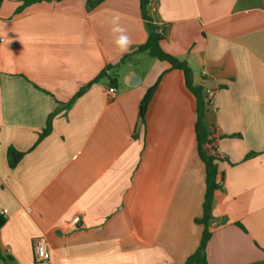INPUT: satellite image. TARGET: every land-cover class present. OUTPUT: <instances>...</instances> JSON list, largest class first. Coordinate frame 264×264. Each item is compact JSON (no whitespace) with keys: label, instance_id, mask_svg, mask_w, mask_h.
<instances>
[{"label":"crops","instance_id":"0c3cea01","mask_svg":"<svg viewBox=\"0 0 264 264\" xmlns=\"http://www.w3.org/2000/svg\"><path fill=\"white\" fill-rule=\"evenodd\" d=\"M25 1L0 0V264H185L205 230L206 168L183 71L133 53L113 72L116 96L104 78L64 107L146 43L141 0ZM148 12L162 49L215 92L205 122L222 160L208 263L264 264V0H151ZM115 16L131 38L123 53ZM10 149L24 154L14 168ZM40 237L47 263L34 257Z\"/></svg>","mask_w":264,"mask_h":264},{"label":"trees","instance_id":"16d2710c","mask_svg":"<svg viewBox=\"0 0 264 264\" xmlns=\"http://www.w3.org/2000/svg\"><path fill=\"white\" fill-rule=\"evenodd\" d=\"M36 1L40 0H26L25 3L31 4ZM101 1L103 0H100L99 2ZM150 2L151 0H141V12L144 20L146 21L148 29V39L146 43L134 48L129 54L121 59L120 63L116 65H107L99 73V75L91 83H89V85L82 88L69 103L64 105V107L70 108L79 97H81L93 84L99 82L101 79L108 78L110 84L115 87L119 82L118 78L114 76L113 72L133 53H147L153 58L169 63L172 69L183 71L186 86L194 94L197 102V122L195 128L197 149L199 157L203 161L206 168V194L203 205L204 214L201 219H196V222L198 224L204 225L205 230L198 249L188 257L185 264H209L207 258V247L212 237V233L209 230V225L210 222L214 219V197L216 191L220 188V184L218 182V162L222 160V157L216 147L217 138L215 137V130H210L205 122L210 103L206 101L204 88L194 83L193 71L188 63L177 59L176 57L168 54L162 49L161 42L164 39V32L161 31V27L154 23L153 19L149 15L148 6ZM89 4L91 7L94 6V3L91 0H89ZM159 80L148 90L140 103V119L142 123L145 122V116L148 110V106L158 87ZM54 116L55 114L50 115L47 127L40 134L39 141L48 136L51 132L52 120ZM23 155V153L17 152L14 149H10L8 153L10 166L14 168L21 160ZM5 223L6 219L3 217V215L0 214V229L4 226ZM238 225L244 228L240 223H238Z\"/></svg>","mask_w":264,"mask_h":264},{"label":"built area","instance_id":"2783aa9c","mask_svg":"<svg viewBox=\"0 0 264 264\" xmlns=\"http://www.w3.org/2000/svg\"><path fill=\"white\" fill-rule=\"evenodd\" d=\"M162 31V30H161ZM4 41V38L0 35V43ZM108 94L111 97L116 96L117 94V89L116 87H110L108 90ZM214 90L208 89L205 91V98L206 101L211 104L212 99L214 98ZM1 215L7 214V210H1L0 211ZM80 218L76 217L72 221V230L76 229L77 224H79ZM34 257L36 262L38 263H47L50 260V250H49V244L48 241L45 237H40L34 240Z\"/></svg>","mask_w":264,"mask_h":264},{"label":"clouds","instance_id":"9594fccd","mask_svg":"<svg viewBox=\"0 0 264 264\" xmlns=\"http://www.w3.org/2000/svg\"><path fill=\"white\" fill-rule=\"evenodd\" d=\"M111 32L114 36V45L121 53L126 52L131 46V38L128 36L126 29L120 24L119 16L111 20Z\"/></svg>","mask_w":264,"mask_h":264}]
</instances>
